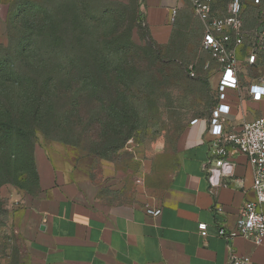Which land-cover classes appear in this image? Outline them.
<instances>
[{"label": "crops", "instance_id": "obj_1", "mask_svg": "<svg viewBox=\"0 0 264 264\" xmlns=\"http://www.w3.org/2000/svg\"><path fill=\"white\" fill-rule=\"evenodd\" d=\"M138 1L143 21L158 41L192 47L181 51L180 60L194 61L198 81L207 84L213 103L200 112L194 104V117L176 145L146 154L132 187L115 178L114 171L96 178L94 157L80 155L75 147L40 149L35 156L37 191L14 193L16 264H229L231 256L264 264V245L217 236L220 227L233 229L244 203L254 200V175L247 158L234 155L224 186L208 182L218 158L209 118L218 103L219 72L201 49L203 25L188 0ZM203 55L209 71L202 70ZM257 69L240 76L238 91L227 92L230 112L221 119L225 132L238 133L243 123L264 116V99L253 102L247 93L251 79L258 77L250 73ZM193 120L197 122L191 125ZM217 207L221 213H215ZM147 208L160 209L161 215L150 217ZM201 223L207 226L205 238L198 230Z\"/></svg>", "mask_w": 264, "mask_h": 264}, {"label": "rangeland", "instance_id": "obj_2", "mask_svg": "<svg viewBox=\"0 0 264 264\" xmlns=\"http://www.w3.org/2000/svg\"><path fill=\"white\" fill-rule=\"evenodd\" d=\"M42 1L4 0L0 4V44L20 41L25 23L23 16L31 18L27 13L31 7L27 3L49 9L55 15L64 12L67 5L71 4L81 15V31L85 41H96L98 57L102 59L107 54L106 47L111 41L116 46L114 60H120L124 54L128 60L141 61V69L126 73L147 77L146 90L151 88V96H140L131 90L124 103L129 107L131 117H121L115 111L111 119L107 116L106 106L102 105L106 89L100 86L96 88L100 101L94 103L89 95L90 88L84 87L79 104L80 113L73 112L74 106L71 105L69 116L64 115V120L57 122V118L53 117L54 123L47 127V135L37 130L33 149L31 144L19 147L16 156L12 157L15 162L10 164L11 170L5 169V160L0 154V264H16L18 242L11 221L14 193L22 190V187L32 188V176L29 174L40 149L56 144L75 147L80 155L94 157L96 178L100 179L98 175L101 172L107 174L114 171L115 178L132 187L137 182L146 154L176 145L189 120L194 117V104H198L200 112L213 103L212 92L207 84L198 81L194 61L180 60L181 51L185 49L190 52L192 47L177 46L176 41H158L143 21L138 0H75L78 7L72 0H47L45 4ZM227 2L219 0L216 6L222 9L223 3ZM257 5L264 7V0H260ZM246 17V31L251 33L261 19L256 18V9L247 13ZM63 26L70 29L68 23ZM66 35L65 41H70L71 37ZM126 45L131 48H124ZM118 46L121 47L119 51ZM135 47H147L149 56L142 58L139 52H135ZM153 57L159 60V64L151 63ZM237 59L242 62L243 57L238 56ZM200 61L204 63L202 70L209 71L208 57L203 55ZM207 65L209 68L206 69ZM242 72L248 73L244 66ZM250 75L264 78V59ZM110 88L115 94L120 85L116 83ZM78 115L80 119L76 118ZM107 118L109 121H106ZM117 123L124 125L121 131L115 129ZM131 127H135V130L131 131ZM23 172L29 175L27 179ZM109 180L105 179L106 182Z\"/></svg>", "mask_w": 264, "mask_h": 264}, {"label": "trees", "instance_id": "obj_3", "mask_svg": "<svg viewBox=\"0 0 264 264\" xmlns=\"http://www.w3.org/2000/svg\"><path fill=\"white\" fill-rule=\"evenodd\" d=\"M46 1L43 0L42 4ZM214 1L213 8L220 11L229 2L223 3L220 9L216 6L219 0ZM72 2L78 7L75 0ZM27 5L31 7L27 12L31 18L23 16L25 23L20 41L0 44V154L5 160L6 165H3L6 170H11L10 164L15 162L12 157L16 156L19 147L31 144L33 149L37 130L47 135V127L54 123L53 117L61 122L64 115L69 116L71 105L74 106L73 112L80 113L79 104L84 87L90 88L89 95L94 103L100 101L96 88L100 86L106 89L102 105L106 106L107 116L111 119L115 111L121 117H131L129 107L124 104L131 90L140 96H151V88L146 90L147 77L126 73L141 69V61L128 60L124 54L120 60H114L116 46L111 41L106 47L107 54L102 59L98 57L96 41H85L81 31L82 18L73 5L68 4L64 12H57L56 15L49 9ZM255 9L256 18L261 19L258 24L264 23V7L249 0L244 3L245 24L247 13ZM64 23H68L70 29L64 27ZM66 34L71 37L70 41H65ZM119 49L120 46L117 47ZM135 49L142 58L149 56L147 47ZM263 59L261 56L258 63ZM150 61L153 65L159 64L157 58L153 57ZM256 67L259 68V65ZM116 83L120 88L113 94L110 87ZM76 118L80 119L79 115ZM108 118L106 121H109ZM123 126L117 123L115 129L121 131ZM134 130L135 127H131V131ZM23 174L26 179L32 176L33 186L22 187V190L27 193L37 191L35 164L29 175Z\"/></svg>", "mask_w": 264, "mask_h": 264}, {"label": "built area", "instance_id": "obj_4", "mask_svg": "<svg viewBox=\"0 0 264 264\" xmlns=\"http://www.w3.org/2000/svg\"><path fill=\"white\" fill-rule=\"evenodd\" d=\"M246 1L249 0H229L226 7L220 11L213 8L214 0H188L194 14L203 25L201 49L217 63L219 72L216 88L218 103L209 118L210 134L214 137V153L218 158L208 171V182L211 187L224 186L223 178L232 173L231 157L234 155H244L254 175L252 184L254 200L244 203L233 229L220 227L217 236L227 242L235 238H243L262 246L264 245V116L243 123L238 133L225 132L221 124L222 117L230 112V107L225 103L227 92L238 91L241 87L240 76L244 74L242 66L252 70L264 55V23H259L251 33L246 31L243 16ZM250 1L255 5L259 3V0ZM174 17L175 11L172 12L171 22L174 21ZM238 56L243 57L242 62L238 61ZM247 93L253 102L263 100L264 78L251 79ZM196 122L197 120H193L191 125ZM215 210V213L222 211L220 207ZM146 214L157 218L161 215V210L147 208ZM198 230L203 238L207 237L206 224H199ZM229 264L251 263L231 256Z\"/></svg>", "mask_w": 264, "mask_h": 264}]
</instances>
